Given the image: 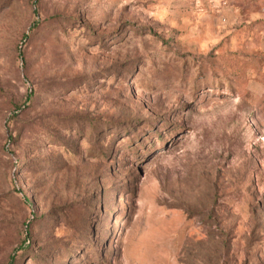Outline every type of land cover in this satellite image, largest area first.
Wrapping results in <instances>:
<instances>
[{
  "label": "rangeland",
  "instance_id": "obj_1",
  "mask_svg": "<svg viewBox=\"0 0 264 264\" xmlns=\"http://www.w3.org/2000/svg\"><path fill=\"white\" fill-rule=\"evenodd\" d=\"M0 264H264V0H0Z\"/></svg>",
  "mask_w": 264,
  "mask_h": 264
}]
</instances>
